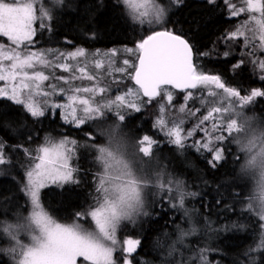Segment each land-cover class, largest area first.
<instances>
[{"label": "snow or ice", "instance_id": "6c2138e0", "mask_svg": "<svg viewBox=\"0 0 264 264\" xmlns=\"http://www.w3.org/2000/svg\"><path fill=\"white\" fill-rule=\"evenodd\" d=\"M38 2L39 0H0V37H6L10 42L7 45L0 43V82H4V86H0V99L21 106L26 118L30 116L39 119L55 114L57 109L63 110L64 121L80 128L86 120L103 115L105 109L114 110L117 119L124 122L128 113L122 109L140 112L142 105L136 101L141 96L147 97L144 103L163 97L169 106L175 107L172 103V88L184 93L185 103L179 107V111L185 112L187 102L197 96V92L192 90L205 86L208 88L207 97L214 99L207 101L206 114L199 116V107L187 106L188 114L196 117V123L191 129L185 131L182 128L183 119L175 120L169 125L163 116V104L160 108L161 116L157 118L155 126L168 138V143L181 149L186 147L185 140L191 139L197 132L202 133L199 139L193 141L192 147L202 154L208 153L207 163L214 170L221 168L229 159L231 150L228 145H235L236 152L243 154V157L235 155V160L241 161L237 176L253 181L245 208L257 213L262 222L260 227L264 229V121L254 124L253 118L246 116L243 111L258 98L264 102V87L243 89L229 86L220 75L206 74L200 70L196 61L204 54L197 52L185 35L165 26L167 9L158 0H117V4L123 5L125 13L133 22L143 25L147 20L149 24L160 25L148 30L146 35L134 41L132 47L126 48L125 51L131 58H123L121 66H115L113 62L105 68L103 62L96 59L94 68L104 71H90L87 57L96 54H89L81 47L73 51H57L54 62L48 58L51 50L30 51L28 47L34 43L35 21L38 18L41 21L52 18L51 10L44 6L38 9L40 15L37 17L35 5ZM224 2L230 8L232 17L245 12L259 13V18L249 16V20L230 33L228 39L243 37L245 47H252L250 54H254L257 48L264 52V0H239V7L232 0ZM54 3L60 5L63 0H54ZM208 3L215 4L216 0H208ZM250 21H254L257 27L252 28V35L248 36L244 28ZM40 27L50 25L41 23ZM257 40L259 43H254ZM108 55L115 57L117 51L113 49ZM224 55L227 56L228 53ZM81 57L86 58L83 64L65 62L77 61ZM242 63L243 61L238 62L234 68H239ZM258 67L264 70V60L258 61ZM43 68L59 69L69 75L57 76L55 71L46 74ZM114 73H119L120 76L117 78ZM125 74L134 87L93 106L92 96L110 90L107 85L100 86L101 78L112 76V82L118 84L123 81ZM260 79L264 80V75ZM49 80L62 81L67 87L57 83H50L45 87L44 82ZM75 80L95 81V84L79 86L72 83ZM217 89L221 91H216ZM80 93L92 95L85 97L78 95ZM56 95L64 96L65 102L48 99ZM36 97L43 99L38 101ZM200 97L204 103L202 92ZM78 110L83 115H78ZM113 125L114 132L121 129V123ZM28 139H31L30 133ZM113 140L114 133L107 143L95 146L99 165L95 205L76 213L77 219L73 223L61 224L41 209L39 190L49 183L63 187L64 184L77 182L69 163L73 152L69 145H75L76 141L67 138L56 140L46 136L44 143L34 153L22 144L9 146L0 139V176L11 175V168L14 166L11 153L6 151L9 147L14 151H22L30 162L25 168L24 177L18 183L19 191L32 205L31 214L23 220H18L15 224L0 223V234L10 241L7 248H0V253L9 255L14 264H137L135 254L141 245L140 239L129 237L122 242L118 241L117 230L122 222L135 223L137 218L149 215L146 190L154 188L156 195L167 194L170 205L179 209H184L187 196L195 197L198 193L185 191L180 179L171 176L165 178L161 172L153 176L138 170L135 161L120 150L118 143L114 145ZM131 143L135 149L134 154L141 163L144 161L138 154L151 157L153 146L158 144L148 134ZM12 179L16 180V177L12 176ZM0 199L7 200L9 197L0 196ZM216 203L223 207L226 201L222 203L217 200ZM184 214L189 215L187 209H184ZM89 218L94 227H85L80 223ZM192 231L195 232V228ZM21 234L27 235L30 243L21 240ZM188 234L190 233L181 231L177 243H182L183 236ZM117 249L120 255L114 259L113 253ZM260 250H264V232L261 233V242L256 249H250ZM208 251L209 249L201 250L197 257L199 264H211L207 258Z\"/></svg>", "mask_w": 264, "mask_h": 264}, {"label": "trees", "instance_id": "16d2710c", "mask_svg": "<svg viewBox=\"0 0 264 264\" xmlns=\"http://www.w3.org/2000/svg\"><path fill=\"white\" fill-rule=\"evenodd\" d=\"M170 9L165 26L185 35L195 50L204 54L196 61L200 70L220 75L229 86L243 89L264 87V80L260 79L264 70L258 67V61L263 60L264 54L260 49L250 54L249 46L242 48L245 46L243 40L233 42L228 39L243 17L232 18L223 0H216L215 4L208 3V0H181L171 4ZM51 13L50 27L40 29L34 40L35 49L75 50L81 47L89 51H107L128 48L150 30L133 22L117 0H102V3L101 0H63V4L55 5ZM226 52L227 56L224 55ZM240 61H243L241 66L234 68ZM171 91L175 107L168 105V110L174 115L185 103L184 93ZM200 91L198 87L194 91L197 96L187 102V106L201 109L197 116L206 114L208 101L201 104ZM202 93L206 97L207 94ZM187 106L183 116L191 117L187 123L189 128L196 117L189 116ZM253 106L255 111L252 113L264 118V102L258 98ZM158 115L154 116L150 108L127 117L122 125L137 139L144 134L154 137L158 142L154 151L159 155L162 167H167L170 174L167 177L182 180L185 191L198 195L185 198L187 216L184 209L170 205L166 194H161L159 201L148 199L146 208L149 215L139 217L133 224H125L119 231V239H140L141 245L135 254L137 264H199L197 257L203 249H209L207 258L211 264H264V250L250 251L260 244L263 229L257 213L245 208L253 184L246 183L241 190L243 180L239 182L237 176L241 161L235 160L238 154L236 146L228 145L231 150L229 159L218 170L211 169L206 159L208 153L202 154L192 146L181 149L168 143V138L155 126ZM29 133L31 139H28ZM88 133H94L88 124L81 129H73L61 120L59 112L39 119L26 118L21 106L0 99V139L9 146L22 144L35 153L46 136L59 139L61 135L68 134L80 136L83 140ZM6 151L11 153L14 166L11 175L0 176V196L9 197L0 199V223L15 224L29 214L30 202L19 191L18 182L24 177L30 162L22 151H14L10 147ZM92 156L81 154L82 172L78 184L49 187L41 193L44 209L56 222L73 223L77 219L76 213L95 205L97 180L94 178H97L96 169L90 167ZM217 200L226 203L222 207L216 203ZM80 223L94 227L90 218ZM181 231L190 234L183 236L182 243H177ZM20 238L26 239L24 234ZM9 244L10 241L0 234V248H7ZM119 255L117 252L115 258ZM0 264H14V261L9 255L0 253Z\"/></svg>", "mask_w": 264, "mask_h": 264}, {"label": "rangeland", "instance_id": "374dc122", "mask_svg": "<svg viewBox=\"0 0 264 264\" xmlns=\"http://www.w3.org/2000/svg\"><path fill=\"white\" fill-rule=\"evenodd\" d=\"M158 2L161 3V5L167 9L166 17H165V21H164V24H166V21H167V18H168V14H169V9L171 8V4L179 3V2H174V0H158ZM232 3L237 4L238 7L240 6L239 0H232ZM55 5L56 4L54 3V0H39V2L35 5V7L37 9V13H36L37 17H39V15H40L38 9L41 6H44L45 8L50 9L51 12H52L55 9ZM228 10L230 11L229 7H228ZM251 15H255L257 18H259V13H247V12L241 13L240 15L235 16L236 18H238V17H243V18L238 22V25L233 29L232 32L236 31L237 27L240 26L241 24H244L245 21H248L249 20V16H251ZM235 17H232V18H235ZM49 22H50V20L45 19V20L41 21L39 18L35 21V23L33 25V27L36 29V34H35L34 40H35L36 36L38 35L40 29H42L40 27L41 23H44L45 25H49ZM143 25L147 26L150 30L160 27V25H157V24H149L147 22V20L145 21V23ZM256 27L257 26H256L255 22L254 21H250L247 25H245L244 31L246 32V34L248 36H251L252 35L251 29L252 28H256ZM243 39H244L243 37H240L239 39H235V40H231L230 39V40L233 41V42H235V41L237 42V41H240V40H243ZM0 43H4L6 45L10 44V42L7 40L6 37H0ZM254 43L258 44L259 41L258 40L254 41ZM22 47H23V45H22ZM28 47H29L30 51L49 50V49H35V48H33L34 47V43L30 44ZM249 47L252 50L251 45H249ZM242 48L245 49V46H242ZM257 49L259 50V48H257ZM257 49L255 50L254 53H257ZM111 50H113V49H111ZM111 50H107V51H103V50L89 51V50H86L87 53H89V54H96V55H89L87 57V63H88L89 70L90 71H95V72H103L104 71V69H95L94 68V62H95L96 59H100L103 62L104 67L108 68L110 65L113 64V62H115V66H121L123 58H125V57L131 58L130 55L125 51L126 48H116L115 50L117 51V55L115 57H111L110 55H108L111 52ZM57 51L67 52V51H73V50H61V49L51 50V54L49 55L48 58L55 62V54H56ZM263 54H264V52H263ZM85 59L86 58L81 57V58H78L77 61L69 60V61H65V62L71 63V64H75L77 62H80L81 64H83L85 62ZM263 60H264V56H263ZM38 67H40V66H38ZM42 70H44L46 74L48 72H50V71H55V74L57 76H67V75H69V73H65V72H62L59 69H54V68H43ZM129 71H130V69H129ZM113 75L115 77H117V78L120 76L119 73H114ZM101 81L102 82H101L100 86L107 85L110 88V90L107 91L106 93H103V94L97 93L95 96H92L93 106H96L97 103L104 102V101H106L109 98H114L115 95H117V94H123L126 91V89L129 88V87H134L133 82H131V81H129L127 79L126 74H125V78L123 79V81L118 83V84L112 82L113 81V77L112 76L102 77ZM50 83H57L59 85H63L62 81L49 80V81H45L44 82V86L47 87V85L50 84ZM72 83H74L75 85H79V86H92V85L95 84V81L75 80ZM0 86H4V82H0ZM63 86L67 87V85H63ZM199 87L201 88L200 92H205L207 94V90H208L207 87H205V86H199ZM216 91H221V90L217 89ZM78 95L87 97V96H91L92 94H90V93H80ZM157 98H156V100L154 99L151 103H144L145 101H147V99L141 96L136 101L137 103L142 105V108H141L140 112H142V111L145 112V111H148L150 108H152L154 116H155L156 113H159L158 117H160L161 116L160 108H161V105L163 104V106L165 108L163 116H164L166 122L169 125H171V123L173 121H175V120L183 119L184 123L182 125V128L185 131H187V130L191 129L193 127V125L196 123V121L191 123L189 128H187V126H188L187 123L190 121V120L188 121V119H191V117L183 116L184 112H180L179 109L175 112L174 115L169 114L168 103H167L166 98H163V97H160L159 99H157ZM42 99H43L42 97H36V100H38V101L42 100ZM48 99L49 100H55L56 102H60V103L65 102V97L61 96V95L52 96V97H49ZM212 99H214V98L207 97V95L205 97V100H212ZM201 104H204V103L201 102ZM122 110L125 111L126 113H128L126 115V118L129 117V116H132V115H135V114L139 113V112L132 111L130 109H122ZM243 111H244V114L246 116H249V117L253 118V123L254 124H257V123H260L261 121H264L263 117H261L260 115H256V114L252 113V112L255 111V106H253V104L247 106L245 109H243ZM56 112H59L60 115H61V120L66 125L72 127L73 129L78 130V129H81V128L85 127L88 124L89 128L91 127V129L94 131L93 134L92 133L86 134V137L83 138V140H81L80 136L75 137V136L68 135V134H66V135L64 134L63 136L61 135V137L59 139H56V140H60V139H63V138H67L69 140L76 141L75 145H69V147L73 148V152H72V155H71L69 163H70V166L73 168V176L77 180V182L76 183H71V184H64L63 187L67 186V185L78 184L80 173L82 172L81 165H80L81 154L89 153V155H93L92 156L93 162L91 163L92 166H90V167L91 168L93 167V168L96 169L95 177L97 178L99 165H98V162L96 161V147L95 146H99L101 144L107 143L109 137L113 136V133H114V140H113L114 145L117 144V143L119 144L120 150L129 159L135 161V167L138 170H142L143 173L152 174L153 176H155V174L157 172L163 173L164 177H166V178H167V175H170L167 172L168 171L167 167L166 166L162 167L160 157H159L158 154H156L157 152L154 151V148H155L156 145L153 146V154H152L151 157H143L142 153L138 154L139 157L144 161V163H141L138 160V158L134 154L135 153V149H134V147H133V145L131 143V141L137 140L136 135L134 133L132 134L131 132H129L127 130V128H124V126L122 125V122H120L117 119L114 110L105 109L103 115L98 116L97 118L92 119V120H86L85 124L82 125L80 128H76L73 124L66 123L64 121V119H63L64 111L63 110L57 109ZM176 113H177V116H176ZM179 113L182 114V115L179 116L178 115ZM77 114L78 115H83V113L80 112L79 110H78ZM189 116H191V115H189ZM69 119H70V117H69ZM115 123H121V129L115 130V132H114V125L113 124H115ZM102 132L104 133V135H101ZM201 135H202V133L197 132L191 139L185 140L184 143H185L186 147L187 146H192L193 141L196 140V139H199L201 137ZM142 136L143 135H141L139 138H142ZM90 137H94V138H90ZM194 149H196V148H194ZM238 154L241 155V157H243L242 153H238ZM241 179L243 180L241 190L244 189V187L246 186V183L247 184L248 183H252L253 184V181H251L249 179L239 178L238 177V181L239 182H241ZM94 180L96 181L97 179L94 178ZM49 187H58V186L49 183L47 186H45V187H43V188H41L39 190V202H40V205H41V209L45 213H47L48 216H49V214L44 209L43 204L41 202V193L43 192V190H45V189H47ZM59 188H61V187H59ZM155 193H156V189H154V188L147 189L146 190V201H148V199H150V201L152 199H154V201H156V200L159 201L160 195H156ZM168 202H169V200H168ZM184 208H186V207H184ZM31 211H32V205L30 203L29 204V209L27 211V213H29V214L27 216H29L31 214ZM125 224L126 225L129 224V222H122L120 227L117 230V239H118V241H121L119 239V231H120L121 228H123V226ZM131 224H133V223H131ZM263 232H264V229H263ZM24 237L26 239H21V240H23L26 243H30V238L27 235H25V234H24ZM137 251H138V249H137ZM117 252H119L118 249H117V251H115L113 253L114 259H115V254ZM142 264H143V262H142Z\"/></svg>", "mask_w": 264, "mask_h": 264}, {"label": "water", "instance_id": "95a60500", "mask_svg": "<svg viewBox=\"0 0 264 264\" xmlns=\"http://www.w3.org/2000/svg\"><path fill=\"white\" fill-rule=\"evenodd\" d=\"M170 87V86H169ZM173 90H175L176 92H179V93H182V92H180V90L179 89H175V88H172ZM192 91H194V90H192ZM144 98H146L147 99V97H144Z\"/></svg>", "mask_w": 264, "mask_h": 264}]
</instances>
